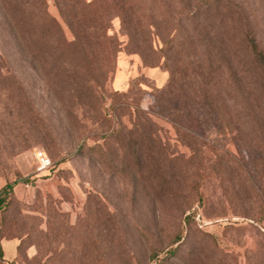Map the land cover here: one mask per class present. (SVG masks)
Wrapping results in <instances>:
<instances>
[{"label":"rangeland","instance_id":"1","mask_svg":"<svg viewBox=\"0 0 264 264\" xmlns=\"http://www.w3.org/2000/svg\"><path fill=\"white\" fill-rule=\"evenodd\" d=\"M18 1L0 0V264H264V83L240 86L224 57L247 36L264 53V0H144L170 23L156 36L138 12L142 56L113 17L104 77L88 75L105 67L94 44L84 59L30 56Z\"/></svg>","mask_w":264,"mask_h":264},{"label":"trees","instance_id":"2","mask_svg":"<svg viewBox=\"0 0 264 264\" xmlns=\"http://www.w3.org/2000/svg\"><path fill=\"white\" fill-rule=\"evenodd\" d=\"M164 2L163 6L167 2ZM28 1L19 0L18 8L14 9V15L18 22L17 34L23 42V48L32 57L39 58H68L69 56L80 57L84 59L88 54V47L91 44L96 45L100 62H105V67L90 64L88 68V75L101 74L102 77L106 76L109 71L113 69L112 61L115 60L116 53L120 50V42L114 35L107 33L110 26V21L113 17H119L121 28L129 37V44H132L142 56L144 55L143 49L147 44V36L143 33V19L145 14L139 15L141 9H145L148 13V25L154 27L156 36H160L162 32H157L161 25L170 23V12L164 11V20L152 12L150 7H147L144 0H94L89 4L83 2L80 6L79 0H54V5L58 9L59 17L50 14L46 7L45 0H30L31 10L25 11L22 9L21 4ZM167 16V17H166ZM155 19V20H154ZM158 22V24H157ZM146 23V22H145ZM64 26L69 30L72 39H68L63 29ZM142 33V37L141 36ZM245 48L244 55L240 54V50H232L224 54L225 60L228 63L229 73L232 74L236 82L241 86L250 81L255 85L258 92L263 90L264 83V53L257 49L256 41L253 37H245L242 41ZM165 45V44H164ZM175 45L174 38L171 36L166 39V47L162 48L164 59L168 60L169 51ZM163 47V46H162ZM96 50V48H94ZM94 55V52L92 53ZM248 59V60H247ZM111 61V63H110ZM74 65V64H73ZM74 67V66H73ZM82 67V66H81ZM257 68L259 72L254 73L252 69ZM78 68H74L77 71ZM256 71V70H255ZM239 75V77L237 76ZM91 81V80H90ZM89 82V79H87ZM262 103L264 104V94ZM255 102L259 101V95L255 98ZM12 185L8 184L0 191V207L4 205L8 193L11 191ZM195 213L189 212L184 216V222L189 226L194 222ZM183 231L177 232L173 243L180 242ZM174 252V250H173ZM0 254L2 249L0 248Z\"/></svg>","mask_w":264,"mask_h":264},{"label":"built area","instance_id":"3","mask_svg":"<svg viewBox=\"0 0 264 264\" xmlns=\"http://www.w3.org/2000/svg\"><path fill=\"white\" fill-rule=\"evenodd\" d=\"M32 161L35 171L43 172L51 165L50 159L43 149L34 148L32 151Z\"/></svg>","mask_w":264,"mask_h":264}]
</instances>
